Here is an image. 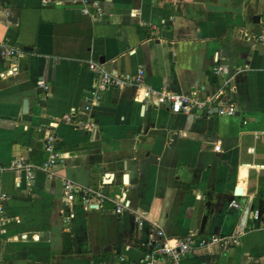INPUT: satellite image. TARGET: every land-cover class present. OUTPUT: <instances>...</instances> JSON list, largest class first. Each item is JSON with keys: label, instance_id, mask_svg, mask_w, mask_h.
Returning a JSON list of instances; mask_svg holds the SVG:
<instances>
[{"label": "crops", "instance_id": "0c3cea01", "mask_svg": "<svg viewBox=\"0 0 264 264\" xmlns=\"http://www.w3.org/2000/svg\"><path fill=\"white\" fill-rule=\"evenodd\" d=\"M80 1L0 0V194L7 195L0 264L141 257L147 226L115 213L111 200L100 210L68 209L61 178L103 182L111 199L125 195L170 237L237 239L226 248L196 247L183 264H264V43L255 40L264 0H97L104 12L96 19L81 13ZM3 46L19 54L3 56ZM216 54L224 67L217 75ZM89 61L126 73L142 68L145 85L157 89L189 93L203 85L201 98L229 79L225 97L236 99L238 111L194 118L170 112L168 103L143 105L138 87L126 86L107 89L99 105L78 113L93 123L82 130L62 115L82 109L94 79ZM47 129L60 155L52 177L44 171ZM17 157L33 166L32 181L9 169ZM232 198L240 209L229 206Z\"/></svg>", "mask_w": 264, "mask_h": 264}, {"label": "built area", "instance_id": "2783aa9c", "mask_svg": "<svg viewBox=\"0 0 264 264\" xmlns=\"http://www.w3.org/2000/svg\"><path fill=\"white\" fill-rule=\"evenodd\" d=\"M79 6L81 13L90 16L92 19L100 17L104 12L102 4L97 0H81ZM255 40L264 43V22L263 31L255 37ZM18 54V51L14 47H2L3 56H15ZM219 59V55L216 54L214 58L215 64L212 68L213 73L216 75L222 74L224 71V67L219 62ZM87 65L94 73V79L91 90L84 97L82 109L79 111L72 108L62 115L64 122L71 123L82 130L91 127L93 123L77 118L78 113H85L90 111L93 106L99 105L101 95L107 89L123 88L126 86L138 87L139 95L137 99L143 105L158 106L162 103H168L170 112L188 113L192 114L194 118L208 115L233 116L238 111L239 104L236 99L233 97H225L224 89L228 86L229 79H225L223 86L218 87L213 94L201 98L198 93L200 90H204L203 85L189 93L172 92L145 85V72L142 68L137 69L134 73H126L116 69H107L104 64L97 61H89ZM11 70L12 72H16L18 66L13 64ZM35 84L43 92L47 93L49 87L42 78L36 79ZM229 91L232 93L233 89L229 88ZM56 140V135L52 130L47 129L42 132L43 148L47 153L46 165L44 167L47 177L53 176V169L60 159V155L55 149ZM214 148L218 150L217 145ZM9 169L25 172L29 181L34 179L33 166L21 157L14 158L10 162ZM61 181L63 190L62 199L68 209L73 210L75 205H78L84 211L91 209L100 210L107 200H111L115 213L122 214L125 211L130 212L133 215L135 224L139 228L144 226L148 227V237L141 244L143 246V252L138 260L129 261L124 255L119 254L116 261L109 264H119L124 261H127L128 264H183L184 259L196 247H207L211 244L219 243L226 248L230 243L237 241L236 237L219 234H211L207 237H196L192 233H187L182 237H170L161 226L149 221L145 213L138 209L132 210L130 208V201L125 195L116 196L111 199L103 190V182L97 186H83L66 178H61ZM6 198L7 195L5 193L0 194V201ZM229 206L235 209L241 208V205L235 198L229 201ZM3 210L4 207L0 203V220L4 219ZM259 214V210L255 209L252 216L257 220ZM65 218L66 221H70L72 214ZM89 264L96 263L91 261Z\"/></svg>", "mask_w": 264, "mask_h": 264}, {"label": "water", "instance_id": "95a60500", "mask_svg": "<svg viewBox=\"0 0 264 264\" xmlns=\"http://www.w3.org/2000/svg\"><path fill=\"white\" fill-rule=\"evenodd\" d=\"M27 107H28V102H27V100H24V101H23V111H24V112H26ZM259 173H260L261 175L264 174V169H260ZM240 193H241V190H240L239 188H237V189L235 190V195H240ZM107 249H110V247L108 246Z\"/></svg>", "mask_w": 264, "mask_h": 264}, {"label": "trees", "instance_id": "16d2710c", "mask_svg": "<svg viewBox=\"0 0 264 264\" xmlns=\"http://www.w3.org/2000/svg\"><path fill=\"white\" fill-rule=\"evenodd\" d=\"M116 258H117V256L114 258L113 261H116ZM93 261L96 264H102V261H108V259H104V258H102L100 256L95 255V256H93ZM119 264H128V262L127 261H124V262H120Z\"/></svg>", "mask_w": 264, "mask_h": 264}]
</instances>
